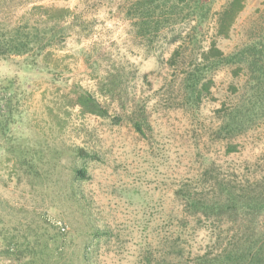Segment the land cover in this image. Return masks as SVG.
<instances>
[{"label":"rangeland","instance_id":"obj_1","mask_svg":"<svg viewBox=\"0 0 264 264\" xmlns=\"http://www.w3.org/2000/svg\"><path fill=\"white\" fill-rule=\"evenodd\" d=\"M135 1L36 0L45 6L71 8L89 22L92 32L90 36L72 35L62 48L55 49L48 58L51 70L25 69L0 59V78L17 74L26 83L23 118L12 133L36 141L44 139L57 147L91 146L103 157L89 164L92 178L82 189L100 223L113 232L104 264H144L147 252L152 253L153 264H193L187 262L189 257L204 251L213 235L194 219H183L182 205L175 195L177 187L184 183L202 188L203 178L210 179L216 173L240 180L263 175L264 124L236 139L239 151L228 154L226 142L214 136L219 123L216 109L235 98L230 86L241 85L242 80L229 68H221L213 73L215 84L200 106L185 107L177 71L166 64L178 43L169 44L171 33H164L175 29L187 41L197 33L202 49L207 50L215 40L228 53L264 31V0L246 1L228 37L217 35L216 23L217 12L226 0H214L209 18L195 31L196 20L189 15L191 2L166 21V29L151 33L157 39L153 45L147 44L138 16L129 12ZM26 9L18 8L8 17L15 21ZM118 65H124L126 72L136 69L140 75L131 81L130 91L146 103L153 127L147 139L128 123L116 126L96 116H83L78 107L70 108L69 114L64 109L63 95L74 85L105 101L99 77ZM144 74H148V81L143 80ZM111 109L120 112L116 103ZM68 160L64 156L62 163L68 165ZM212 165L216 170L205 176L204 171ZM55 179L53 189H62L61 178ZM31 189L24 178L19 180L15 161L0 152V214L25 221L30 220V212L43 213L47 202ZM48 214L61 223L56 212ZM174 239L185 251L184 262L173 258L170 245ZM1 250L0 245V264H15Z\"/></svg>","mask_w":264,"mask_h":264},{"label":"trees","instance_id":"obj_2","mask_svg":"<svg viewBox=\"0 0 264 264\" xmlns=\"http://www.w3.org/2000/svg\"><path fill=\"white\" fill-rule=\"evenodd\" d=\"M213 1L136 0L129 12L138 16L147 44L153 45L157 39L151 33L160 32L174 13L183 12V6L191 2L189 15L196 20L193 30H198L209 18ZM246 1L226 0L217 12L218 36L230 35ZM23 7L27 9L18 19L8 17ZM90 28L89 22L69 7L45 6L36 0H0V59L19 63L25 69H50L48 58L54 50L62 48L72 35L90 36ZM168 33L169 44L178 45L166 64L177 71L178 91L185 107L200 106L215 84L213 73L221 68H229L234 77L242 80L241 85L230 86L235 98L216 109L219 123L214 130L217 140L226 142L228 154L239 151L235 140L264 124V31L228 53L215 40L207 50L202 49L197 33L188 41L175 29L164 34ZM17 57L22 59L15 60ZM95 63L98 65V61ZM139 77L136 69L126 72L124 65L114 66L99 77L105 101L74 85L63 95L64 109L69 114L70 108L78 107L81 115L96 116L116 126L128 123L147 139L153 127L146 103L130 91L131 81ZM142 78L148 81V74ZM25 84L17 74L0 78V152L15 161L19 180L24 178L31 190L42 194L47 205L43 213L30 212V220L25 221L0 214L1 253L15 264H104L113 232L100 223L91 199L82 189L83 183L92 178L89 164L103 157L91 146L57 147L44 139L14 135L13 126L23 118ZM114 103L120 112L111 111ZM64 156L69 159L68 165L62 163ZM213 169L215 165L207 168L204 175H211ZM57 176L62 189H53ZM203 180L202 188L182 183L175 191L183 219H194L213 235L212 243L187 262L264 264V174L240 180L216 173ZM47 210L56 212L61 223L53 220ZM177 241H171V253L176 261L184 262L185 251ZM152 258V253L147 252L144 264H153Z\"/></svg>","mask_w":264,"mask_h":264}]
</instances>
